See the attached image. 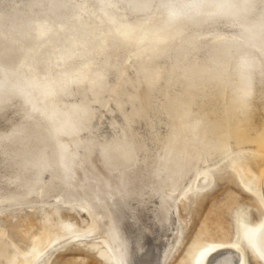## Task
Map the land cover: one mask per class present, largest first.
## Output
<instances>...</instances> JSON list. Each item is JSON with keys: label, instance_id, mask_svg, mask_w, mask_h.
<instances>
[{"label": "bare ground", "instance_id": "6f19581e", "mask_svg": "<svg viewBox=\"0 0 264 264\" xmlns=\"http://www.w3.org/2000/svg\"><path fill=\"white\" fill-rule=\"evenodd\" d=\"M228 156L264 204V0H0V210L78 197L99 256L164 264L169 194ZM246 225L199 264H247ZM54 243L27 255L0 228V264H48ZM251 244L264 261V220Z\"/></svg>", "mask_w": 264, "mask_h": 264}, {"label": "rangeland", "instance_id": "374dc122", "mask_svg": "<svg viewBox=\"0 0 264 264\" xmlns=\"http://www.w3.org/2000/svg\"><path fill=\"white\" fill-rule=\"evenodd\" d=\"M122 16L132 19L127 12H122ZM86 69L84 66L79 69V73ZM84 139L78 142H83ZM229 157L219 160L222 167L230 163ZM212 163L209 162L203 167H209ZM252 166L255 171L261 172L256 164L252 163ZM199 169L201 168L196 166L194 172L181 184L180 190L167 193L174 199L177 238L164 264H199L203 254L211 247L218 244L228 245L234 241L238 235L237 231L239 232L238 224L242 214L247 218V225L241 238V246L244 252L246 251V262L264 264L262 257L251 244L254 231L264 220L259 180L249 184L242 175L239 165H234L232 168L218 169L210 188L202 189L193 185L195 182L199 184L205 176L206 171L200 176L201 172H197ZM73 199L74 208L59 205L55 209V216L37 207L3 208L0 210V228L5 229L27 255L33 254L39 240L43 241V248L56 241L54 254L48 259V264H112L107 254L104 257L98 255L100 244L91 242L88 238L83 239L85 238L83 235L94 231V228H90L93 220L86 210L78 206L84 204L86 200L82 201L81 198L78 200V197ZM63 223L73 225V230H62ZM52 226L55 229L60 228L61 231L51 233L49 228ZM84 231L87 233L83 234ZM72 234L75 235L71 236ZM62 238H65V241Z\"/></svg>", "mask_w": 264, "mask_h": 264}]
</instances>
